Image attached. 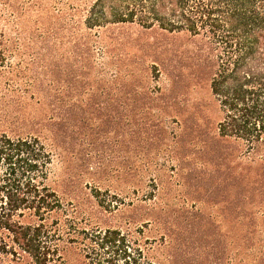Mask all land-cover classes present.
<instances>
[{
  "label": "rangeland",
  "instance_id": "374dc122",
  "mask_svg": "<svg viewBox=\"0 0 264 264\" xmlns=\"http://www.w3.org/2000/svg\"><path fill=\"white\" fill-rule=\"evenodd\" d=\"M3 2L0 134L45 140L59 197L154 264H264V188L244 183L264 163L219 138L197 45L118 25L83 60L78 17Z\"/></svg>",
  "mask_w": 264,
  "mask_h": 264
},
{
  "label": "trees",
  "instance_id": "16d2710c",
  "mask_svg": "<svg viewBox=\"0 0 264 264\" xmlns=\"http://www.w3.org/2000/svg\"><path fill=\"white\" fill-rule=\"evenodd\" d=\"M53 1L55 17L79 18L83 60L99 45V31L118 25L192 41L221 114L219 138L264 163V0ZM28 3L40 10L39 0ZM8 40L0 25V70L13 51ZM51 163L40 137L0 134V264H66L70 254L80 264H154L120 230L89 227L48 185ZM257 166V178L244 183L264 188V165Z\"/></svg>",
  "mask_w": 264,
  "mask_h": 264
}]
</instances>
